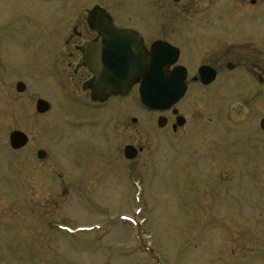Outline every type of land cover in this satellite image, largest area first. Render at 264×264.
I'll return each mask as SVG.
<instances>
[{"label": "rangeland", "instance_id": "1", "mask_svg": "<svg viewBox=\"0 0 264 264\" xmlns=\"http://www.w3.org/2000/svg\"><path fill=\"white\" fill-rule=\"evenodd\" d=\"M160 1L0 0V264H264V106L254 77L264 0H167L161 10ZM96 8L147 34L159 15L191 25L175 40L179 64L190 77L201 65L222 73L208 88L191 84L178 106L182 129L141 115L136 90L100 107L81 80L63 87L41 73L56 39L85 42L73 29ZM16 130L29 138L18 151ZM129 145L142 149L132 161Z\"/></svg>", "mask_w": 264, "mask_h": 264}, {"label": "flooded vegetation", "instance_id": "2", "mask_svg": "<svg viewBox=\"0 0 264 264\" xmlns=\"http://www.w3.org/2000/svg\"><path fill=\"white\" fill-rule=\"evenodd\" d=\"M143 1L146 3V0ZM174 2L179 3L180 1L174 0ZM191 3L192 2H189L188 4ZM188 4L186 7H189ZM252 4H255V2L253 1ZM169 5L170 4L169 2L167 3V0H161L160 3L158 4V7L161 10L164 8V6H169ZM156 14H158V12ZM116 16H117L116 12L113 13L112 11L109 10L106 11L104 8L94 9L93 12L88 14L87 19L83 26L78 25L73 29V36L76 39H78L77 41L81 40L85 42H83L82 44H78L77 42L74 41V38L66 37L64 35L62 36V38L56 39L54 44V46H56V54H53L49 58L50 60H52L51 62L53 63V65L51 66V71L46 70L41 73H45V77H53V78L56 77L58 81L61 80L62 86L66 83L73 85L76 84V81L78 79L81 80V87H82L81 90H85L86 92H89L90 98L93 101L92 103L100 107L107 105V103H109V101L112 100L113 98L121 99L127 97L130 93L133 92V90H136L137 93L139 94L140 77L137 76L138 78L132 83L130 87V93L127 96L112 94L109 97H107L104 101L98 100L96 97H94L93 87H94V81L96 80L97 77V73L94 72L91 69V67L86 63L87 50L89 47L96 45L102 39L103 33L101 32V29L114 28V29L129 30L132 31L136 36H139L141 38L140 40L141 48L147 58H150L152 52L151 51L152 45L156 42L160 41V42L168 43L172 47L176 48L178 50V57L173 64L164 67L163 74L169 77L173 75L176 67L185 68L186 69V77L184 81V84L186 86L185 96L190 92L191 84H195V86H197L198 88H208L220 77L222 70L210 65L199 66L197 68L196 74L190 77L188 68L184 65L179 64L183 51L178 45H176L175 40L179 41L182 38H184L185 35H181V31L184 30V28L190 30V28L188 27H190L191 25L181 24L179 22L176 23L164 22V17L162 15L161 16L159 15L157 16V19L161 21V23L157 21L156 23H154V25H152L151 29H149V26L147 28V30L149 29V31H153L154 29L158 28L157 33L147 34V32L142 31V28L139 27L135 22H134L135 24L128 22V20L127 23L117 22ZM154 18L156 19V17ZM169 31L172 32L170 33ZM160 33L166 35L170 34L168 35L169 38L164 39L162 37H159L160 35L162 36V34ZM148 38H154V39L148 42L149 41ZM72 44L75 45L71 46ZM260 52L261 51L258 50L257 56L255 58L256 60L254 65V77L256 84L255 89L258 95L257 101L260 104L259 106L263 107L264 106V58ZM202 68H206V69L201 72ZM225 68L228 71H233L236 68V66L233 63L229 62L225 65ZM69 69H71V71H69ZM142 69H148L147 65H143L139 69L138 73L143 72ZM84 76H86V80H84L85 79ZM180 102L165 111L147 110L141 107L140 104L137 105V110L140 111L141 115L148 117L152 116L153 119H155L156 126L159 129L164 130L168 128L171 129L172 132L176 133L178 130L182 129L186 125V119L183 116H181L178 111V106ZM179 118L184 119L182 125H179L178 123L179 121L181 122V119ZM263 120L264 118L260 122V127ZM136 121L137 119L133 118L132 122L136 123ZM262 130L264 131V129ZM161 135L163 136L164 134L162 133L159 134V136ZM138 152L139 153L142 152V149L137 151V155Z\"/></svg>", "mask_w": 264, "mask_h": 264}, {"label": "water", "instance_id": "3", "mask_svg": "<svg viewBox=\"0 0 264 264\" xmlns=\"http://www.w3.org/2000/svg\"><path fill=\"white\" fill-rule=\"evenodd\" d=\"M102 39L87 50L86 63L97 73L94 81L93 94L98 100L104 101L110 95L126 94L132 83L140 77V104L149 110L164 111L178 103L185 95L184 84L186 69L176 67L172 76L163 74L164 67L173 64L178 57V50L168 43L156 42L152 45L151 56L147 58L141 48V38L132 31L124 29H101ZM147 65L148 69H139ZM231 67V66H230ZM206 68H202L201 72ZM138 76V77H137ZM210 83V82H209ZM16 90L23 93L26 86L19 82ZM50 105L43 99L36 103V111L45 114ZM179 121L183 124L184 119ZM264 129V120L261 123ZM10 146L14 150L24 148L28 136L22 131H13L9 136ZM126 159L133 160L137 150L127 146L124 151ZM46 152L38 151V158L44 159Z\"/></svg>", "mask_w": 264, "mask_h": 264}]
</instances>
